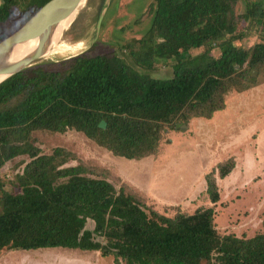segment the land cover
<instances>
[{
  "label": "trees",
  "instance_id": "16d2710c",
  "mask_svg": "<svg viewBox=\"0 0 264 264\" xmlns=\"http://www.w3.org/2000/svg\"><path fill=\"white\" fill-rule=\"evenodd\" d=\"M47 1L0 0V23L18 12L22 25ZM238 2L151 5L148 55L152 63L174 60L170 77L135 70L113 53H82L33 64L0 83V169L14 168L20 189L6 190L0 179V258L8 250L64 247L112 256L115 264H264V232L225 234L215 222L219 180L233 172L235 157L205 174L210 205L189 213L172 205L175 212L165 213L125 179L117 184L110 170L72 163L77 154L62 146L46 152L34 136L75 130L114 156L156 155L165 126L212 118L230 92L264 75V0H244L242 15ZM252 33L256 41L246 47Z\"/></svg>",
  "mask_w": 264,
  "mask_h": 264
},
{
  "label": "rangeland",
  "instance_id": "374dc122",
  "mask_svg": "<svg viewBox=\"0 0 264 264\" xmlns=\"http://www.w3.org/2000/svg\"><path fill=\"white\" fill-rule=\"evenodd\" d=\"M155 1L89 0L65 33L59 44L62 48L33 64L58 63L82 53L91 56L113 53L140 72L159 78L172 76L174 60L152 63L148 55L154 44L149 28L153 10L150 7ZM245 10V2L240 0L236 13L242 15ZM21 22V15L15 12L7 22L0 23V34L12 33ZM256 38L257 34L252 33L245 38L244 45L249 47ZM203 50L191 49L189 54ZM212 53L219 54L216 49ZM175 119V115L166 118L170 122ZM176 127L165 126L160 151L142 160L114 156L75 130L37 131L34 136L46 152L62 146L77 154L78 159L72 163L82 161L110 170V177L117 184L125 179L165 213L175 212L169 207L172 205L188 213L210 205L204 176L216 164L233 156L235 169L219 180L221 197L215 206L217 228L221 233L246 237L264 232V75L260 74L257 81L248 83L242 91L230 92L226 107L212 118H195ZM15 174L12 167L0 169L6 190H20ZM8 252L0 264H115L112 256L64 247Z\"/></svg>",
  "mask_w": 264,
  "mask_h": 264
},
{
  "label": "water",
  "instance_id": "95a60500",
  "mask_svg": "<svg viewBox=\"0 0 264 264\" xmlns=\"http://www.w3.org/2000/svg\"><path fill=\"white\" fill-rule=\"evenodd\" d=\"M88 1L48 0L24 24L0 40V76H5L0 83L47 56L56 44L59 45ZM64 21L60 35L53 42L56 27ZM101 21L99 18V25ZM25 42H35V45L22 57H13L15 48ZM100 126L106 127V122L102 121Z\"/></svg>",
  "mask_w": 264,
  "mask_h": 264
},
{
  "label": "bare ground",
  "instance_id": "6f19581e",
  "mask_svg": "<svg viewBox=\"0 0 264 264\" xmlns=\"http://www.w3.org/2000/svg\"><path fill=\"white\" fill-rule=\"evenodd\" d=\"M96 4V3H95ZM93 17V16H92ZM95 20V19H94ZM65 24V21L58 24V26L56 27L55 29V33H54V37H53V42L55 41V39H57V37L60 35L62 29H63V25ZM63 40V39H62ZM61 40V41H62ZM60 41V42H61ZM52 42V43H53ZM35 45V42H25V43H22L20 45H18L15 50H14V56L13 57H17V58H20L22 57L23 55H25L26 53H28L32 48L33 46ZM62 47L59 46V45H55V47L48 53V54H51L53 52H55L56 50H60ZM5 76H0V81L4 78Z\"/></svg>",
  "mask_w": 264,
  "mask_h": 264
},
{
  "label": "crops",
  "instance_id": "0c3cea01",
  "mask_svg": "<svg viewBox=\"0 0 264 264\" xmlns=\"http://www.w3.org/2000/svg\"><path fill=\"white\" fill-rule=\"evenodd\" d=\"M8 251H9V250H8ZM8 251H6L4 254H2V256H1V258H0V262L2 261V258H3L6 254L9 253ZM2 264H4V262H3Z\"/></svg>",
  "mask_w": 264,
  "mask_h": 264
}]
</instances>
